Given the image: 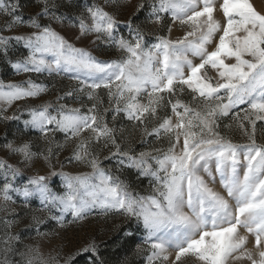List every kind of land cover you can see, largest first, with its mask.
<instances>
[{
    "label": "snow or ice",
    "instance_id": "6c2138e0",
    "mask_svg": "<svg viewBox=\"0 0 264 264\" xmlns=\"http://www.w3.org/2000/svg\"><path fill=\"white\" fill-rule=\"evenodd\" d=\"M35 3L25 18L20 0H0V57L28 74L0 80V121H22L2 146L18 162L0 158V264H106L94 240L72 253L24 243L13 229L29 215L25 228L41 241L60 235L42 226L62 229L68 216L134 220L145 264H264V10L253 0H140L120 20V0ZM57 78L70 83L57 89ZM50 91L53 101L17 103ZM36 162L47 171L25 175ZM131 169L149 179L148 194L132 188Z\"/></svg>",
    "mask_w": 264,
    "mask_h": 264
},
{
    "label": "rangeland",
    "instance_id": "374dc122",
    "mask_svg": "<svg viewBox=\"0 0 264 264\" xmlns=\"http://www.w3.org/2000/svg\"><path fill=\"white\" fill-rule=\"evenodd\" d=\"M97 3L103 5V0H96ZM140 2V0H120V12L118 13V19L120 20H126L129 15L134 11L135 6ZM253 3L258 8V10H264V0H253ZM21 5V13L22 15L27 18L30 14H34L35 11H38L39 8L35 3V0H20ZM109 10L110 7H109ZM3 18L0 17V20ZM144 19V13H140L139 19L136 21L137 23H140ZM53 27L56 28L57 31H59L62 35H64L66 38L70 40L75 39L76 30L53 24ZM122 31H124L125 34H127V28L125 25H121ZM146 32H151L150 28L144 29ZM21 31H28L27 28L21 29ZM8 34V33H5ZM178 35H182V32L180 31H173L172 36L176 37ZM149 42H154V37L149 36L148 37ZM89 41L88 40H81L77 42V46H88ZM19 49V52L23 54H27L26 50L22 47L17 46ZM94 54L99 55V52H94ZM118 53L115 50H103V58H112L115 59ZM28 78V74H15L13 70L11 69L8 62L3 58L0 57V80H3L5 83L9 81L13 82H19L21 80H25ZM33 79H35L37 82H45L48 83L50 78H46V76H33ZM70 82L67 80V78H64L62 81L60 78H57L56 80V88L59 89L62 85H68ZM51 87V85H50ZM57 95L56 91H50L49 93H46L42 95L41 97L35 98V99H29L28 101H20L17 102L18 104L23 105L24 103L34 105V104H40L47 101H53L55 100V97ZM16 104L12 106L11 109H9L8 115H11L13 111L16 108ZM24 118H27L25 115ZM227 123V121H225ZM22 127V121H9V122H3L0 121V158L8 160L9 163H17L18 157L11 156L6 149H4L2 146L7 143L8 141L16 140L17 139V129ZM27 131V137L26 138H35L37 136V133L34 130H26ZM62 135H58L57 139H62ZM235 140H240L241 138L237 135L233 137ZM136 141V144L134 145L137 148V151L140 150L139 148V136H134L133 138ZM63 155H68V152L66 151L63 153ZM103 155H107V152H104ZM115 161H104L105 166H110L114 164ZM23 167V165H20ZM57 169H59V164L56 165ZM65 171L70 172H77V171H89L90 169H87L83 166L79 165H68L65 164L64 167ZM133 173L134 179L131 180V178L128 176L129 172L126 173V178L130 182L132 188L136 191H139L142 195H146L151 191V188L149 186V179L145 178V181L143 184H140L138 181L140 178L137 176L136 170L131 169ZM39 171L41 174H44L47 169L43 165L42 162H36L31 170L25 169V175L32 174L33 172ZM130 171V170H129ZM207 179V177H205ZM24 177H21L20 180L23 181ZM60 183V178L56 177L54 178V184L53 186L56 187ZM214 187L217 191H223L221 188L219 182L217 181L215 184L211 185ZM34 208L39 206L38 201L34 202L32 205ZM2 215V214H0ZM71 216L67 217V221H71ZM124 217H113L108 220H104L102 218H96V217H90L86 221H79V222H72L68 223L66 221V225L64 228L59 229L58 226L54 221H48L45 226L41 227V231L53 233L55 231H59L60 235L58 237L50 235L47 239L41 241L39 237L36 236L35 232L29 231L25 228V224L30 222V215L26 216L24 218V221L17 225L13 231L21 232L24 238V243H34V242H41L43 244V247L45 251H47L49 248L56 246V245H62L65 253H72L77 249L82 248L85 244L95 241L96 244H99L104 239L108 238L111 231L115 230L117 226L122 223H124ZM134 227L136 229L135 235H136V243L133 247L134 249V259L130 262H115V263H109V264H145V257L143 254H139L136 251V247L138 244H141L142 242V231L137 228L136 222L133 220ZM251 239V238H250ZM249 247L252 245L249 244ZM75 264L76 261H75ZM107 264V263H106Z\"/></svg>",
    "mask_w": 264,
    "mask_h": 264
},
{
    "label": "trees",
    "instance_id": "16d2710c",
    "mask_svg": "<svg viewBox=\"0 0 264 264\" xmlns=\"http://www.w3.org/2000/svg\"><path fill=\"white\" fill-rule=\"evenodd\" d=\"M128 176L131 180L134 179L133 171H128ZM140 184H143L145 178L138 180ZM132 231L134 234L131 237H126L125 232ZM135 227L133 220L124 219V223L120 224L111 231L108 238L97 244L101 253V257L106 261L107 264L115 262H130L134 258V245L136 243ZM87 256L77 258V264H85ZM131 264V263H130Z\"/></svg>",
    "mask_w": 264,
    "mask_h": 264
}]
</instances>
